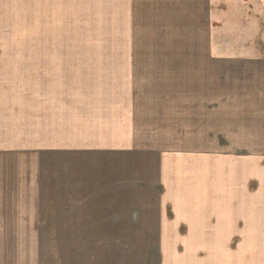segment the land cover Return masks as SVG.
I'll use <instances>...</instances> for the list:
<instances>
[{"label":"crops","instance_id":"0c3cea01","mask_svg":"<svg viewBox=\"0 0 264 264\" xmlns=\"http://www.w3.org/2000/svg\"><path fill=\"white\" fill-rule=\"evenodd\" d=\"M211 11L0 0V236L42 238L0 264H264V59L214 53Z\"/></svg>","mask_w":264,"mask_h":264},{"label":"rangeland","instance_id":"374dc122","mask_svg":"<svg viewBox=\"0 0 264 264\" xmlns=\"http://www.w3.org/2000/svg\"><path fill=\"white\" fill-rule=\"evenodd\" d=\"M211 10L214 53L227 57L264 59V0H211ZM103 36L105 35L94 37L92 42L85 45H38L34 48L35 51L42 52H106L108 47L103 43L106 42V37ZM16 39L22 41L23 38ZM4 47L6 51L20 53L31 50L27 44ZM260 143L262 150L264 142ZM41 240L38 237L0 236V245L35 244L41 243ZM236 241L264 244V236L238 238Z\"/></svg>","mask_w":264,"mask_h":264}]
</instances>
